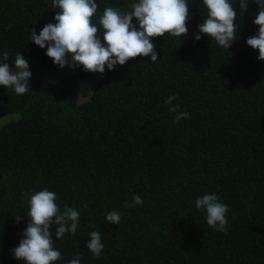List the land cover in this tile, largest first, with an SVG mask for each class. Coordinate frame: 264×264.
Listing matches in <instances>:
<instances>
[{"label": "trees", "instance_id": "16d2710c", "mask_svg": "<svg viewBox=\"0 0 264 264\" xmlns=\"http://www.w3.org/2000/svg\"><path fill=\"white\" fill-rule=\"evenodd\" d=\"M135 2L96 0L92 23ZM228 2L239 32L227 50L194 39L208 10L187 0V35L152 39L156 62L137 56L101 75L61 68L30 41L31 29L55 23L53 0H0V57L7 51L10 66L18 52L36 60L28 92L0 86V118L18 115L0 129V264H24L11 253L27 226L23 193L45 188L61 211L80 212L75 235L57 239L52 226L62 257L54 264L76 254L80 264H264V61L245 42L258 7ZM87 78L95 88L80 102L76 82ZM171 95L190 118L174 122ZM206 193L229 208L224 232L195 207ZM133 195L142 206H127ZM111 211L118 225L106 221ZM91 231L104 245L99 258L86 248Z\"/></svg>", "mask_w": 264, "mask_h": 264}, {"label": "clouds", "instance_id": "9594fccd", "mask_svg": "<svg viewBox=\"0 0 264 264\" xmlns=\"http://www.w3.org/2000/svg\"><path fill=\"white\" fill-rule=\"evenodd\" d=\"M253 2L258 11L252 22L258 25V29L245 42L258 50L257 60L264 61V0ZM203 4L208 10L207 18L197 24L198 32L194 34V39L198 41L204 34L227 50L238 37L236 12L228 0H203ZM52 6L60 9L53 16L55 23H46L39 34L34 28L31 29L30 41L41 49L46 47V56L61 68L67 66L75 70L81 67L84 72L103 75L106 67L114 70L117 65H124L137 56L150 57L151 62H156L157 52L152 39L164 37L166 33L180 39L188 34L187 0H137L130 5L131 11L123 12L107 7L99 17V27L92 23V17L98 9L96 0H53ZM247 6L248 3L241 0L240 7L244 12ZM8 59L9 53L5 51L0 57V86L11 88L16 94H25L31 89L29 63L19 52L15 55L13 65H9ZM175 99V95H171L165 100L174 122L190 118L187 112L178 111L179 105L172 103ZM23 195L28 197V221L22 231L23 238L19 240L18 246L11 249L12 257L24 261V264H54L62 257L54 248L51 228L56 226L57 239L65 233L75 235L80 212L67 205L61 211L56 203V193L46 188L29 190ZM143 203L141 197L133 195L132 204L127 206H142ZM195 207L204 213L207 225L213 230H227L226 213L229 208L216 193L197 196ZM14 217L19 224L21 215ZM105 219L118 225L121 216L111 211ZM88 236L86 248L95 258H99L104 248L101 235L98 231H91ZM65 264H80L79 254L66 260Z\"/></svg>", "mask_w": 264, "mask_h": 264}, {"label": "rangeland", "instance_id": "374dc122", "mask_svg": "<svg viewBox=\"0 0 264 264\" xmlns=\"http://www.w3.org/2000/svg\"><path fill=\"white\" fill-rule=\"evenodd\" d=\"M24 59L28 61L29 66L34 65L36 62L35 58L33 57H24ZM76 86H78L77 92L78 93L80 92V95H81V97L79 98L80 102L88 101L91 96L92 90H94L95 88L94 81H92L91 78L81 79V80L79 79V82H76ZM17 118H18V115H7L5 117H1L0 118V129L6 124H8L10 121L16 120Z\"/></svg>", "mask_w": 264, "mask_h": 264}]
</instances>
